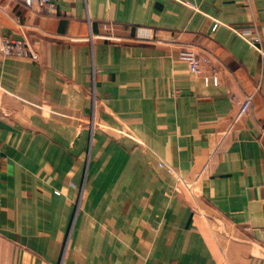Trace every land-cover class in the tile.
Wrapping results in <instances>:
<instances>
[{
  "label": "crops",
  "instance_id": "1",
  "mask_svg": "<svg viewBox=\"0 0 264 264\" xmlns=\"http://www.w3.org/2000/svg\"><path fill=\"white\" fill-rule=\"evenodd\" d=\"M4 39L0 264H264V0H0Z\"/></svg>",
  "mask_w": 264,
  "mask_h": 264
},
{
  "label": "built area",
  "instance_id": "2",
  "mask_svg": "<svg viewBox=\"0 0 264 264\" xmlns=\"http://www.w3.org/2000/svg\"><path fill=\"white\" fill-rule=\"evenodd\" d=\"M57 0H22L23 4L32 10L35 11H50L54 8L55 2ZM243 40L249 42L254 48L258 49L260 41L256 35V31L250 30L249 33H236ZM253 34V38L251 35ZM150 37H144V40L149 39ZM261 51V50H260ZM0 57L6 59H20V60H29L34 63H41V59L35 51L32 43L29 40H15V39H4L0 41ZM204 66H210L212 69H215L212 66L211 59L203 56H196L189 62V70L192 74L199 75L202 73V68ZM97 101L94 100V112L96 111ZM94 120L92 124L94 126ZM94 128V127H93ZM160 169H165L170 175L178 178V172L173 167L169 166L166 162H160Z\"/></svg>",
  "mask_w": 264,
  "mask_h": 264
}]
</instances>
